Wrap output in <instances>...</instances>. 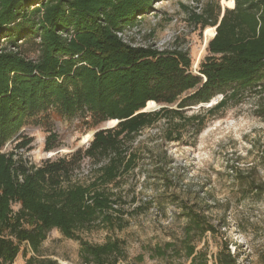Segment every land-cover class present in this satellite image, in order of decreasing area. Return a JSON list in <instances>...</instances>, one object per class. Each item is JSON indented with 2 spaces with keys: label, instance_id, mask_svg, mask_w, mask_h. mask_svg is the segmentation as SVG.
Listing matches in <instances>:
<instances>
[{
  "label": "trees",
  "instance_id": "trees-1",
  "mask_svg": "<svg viewBox=\"0 0 264 264\" xmlns=\"http://www.w3.org/2000/svg\"><path fill=\"white\" fill-rule=\"evenodd\" d=\"M166 1L0 0V264H14L20 253L25 264H58L41 254L52 231L79 242L81 264H131L125 240L108 236L94 244L82 235L124 232L165 197L157 195L160 188L175 199L172 223H185L170 241L148 249L150 259L209 264L199 244L207 234H221L215 201L184 185L186 174L167 147L199 136L206 118L246 103L264 122V0H233L197 74L189 52L175 43L159 49L125 39ZM221 1L179 5L203 31L218 25ZM149 102L164 108L143 112ZM54 114L79 120L86 131L119 123L67 155L33 164L24 156L33 142L24 128H43L45 152H58ZM258 166L264 168V149L246 171L235 167L234 176L247 196L261 199ZM148 189L157 197L143 201ZM213 264L240 263L226 242Z\"/></svg>",
  "mask_w": 264,
  "mask_h": 264
},
{
  "label": "rangeland",
  "instance_id": "rangeland-1",
  "mask_svg": "<svg viewBox=\"0 0 264 264\" xmlns=\"http://www.w3.org/2000/svg\"><path fill=\"white\" fill-rule=\"evenodd\" d=\"M179 3L185 7L193 6L191 0L156 4L155 12L145 16L133 29L127 30L125 39H132L136 45H155L159 49L175 43L189 52L191 72L197 74L199 63L207 55L206 42L208 44L211 39L205 35L206 29L200 31L189 21L186 10ZM220 7H223L221 2ZM194 111L198 112L200 108L195 107ZM53 116L52 128L61 145L57 149L58 155H67L78 149L82 146L83 137L96 131H86L79 120L69 122L55 114ZM24 130L33 139L31 149L24 153L31 163L40 164L50 153H56L45 152L48 133L43 128L28 126ZM155 132L156 129H152L146 133ZM9 145L5 148L9 149ZM167 149L175 168L186 174L184 185H190L196 191L202 188L207 197L215 201L213 221L221 226V234H207L199 244V249L206 251L209 264H213L215 255L226 242L231 253L238 255L240 264H264V195L261 199L247 196L245 188L234 176L235 167L246 171L255 165L258 152L264 149V122L255 116L253 105L246 103L233 107L214 120L206 118L199 136H186L183 143H171ZM257 170L258 176L264 179V168L258 166ZM157 195L165 197L158 198L159 201L154 199L157 196L153 189H148L141 196L143 201L154 199V202L146 214L130 220V226L124 232L113 235L94 231L83 234V239L94 244L104 243L108 236L125 240L131 264H190L184 260L166 262L149 257L150 247L170 241L169 235L179 233L185 223L182 219L172 223L178 214L175 199L163 193V188ZM161 205L166 211L163 218ZM79 247V242L52 231L41 247V254L58 264H81ZM140 255L143 257L141 263L136 259ZM14 264H25L21 253Z\"/></svg>",
  "mask_w": 264,
  "mask_h": 264
},
{
  "label": "bare ground",
  "instance_id": "bare-ground-1",
  "mask_svg": "<svg viewBox=\"0 0 264 264\" xmlns=\"http://www.w3.org/2000/svg\"><path fill=\"white\" fill-rule=\"evenodd\" d=\"M221 4L224 8H229V9H233L235 7V3L233 0H222L221 1ZM205 35L207 37H209L210 39H213L215 37V27H210V28H207L205 30ZM209 41V40H208ZM206 45H207V42H206ZM215 100V99H214ZM214 100L211 102V103H208V105H206V107H210L211 105H213L214 103ZM154 106V103H151L149 102L146 106V108L143 110V111H147L148 109H151L152 107ZM110 125H113L114 122H109ZM92 139V132L86 134L84 137H83V140H82V144L83 143H86L88 141H90ZM52 156V153L49 154V157Z\"/></svg>",
  "mask_w": 264,
  "mask_h": 264
},
{
  "label": "water",
  "instance_id": "water-1",
  "mask_svg": "<svg viewBox=\"0 0 264 264\" xmlns=\"http://www.w3.org/2000/svg\"><path fill=\"white\" fill-rule=\"evenodd\" d=\"M227 9H228V8H227ZM224 12H225V8L222 7V13H221V17H220L219 23H218V25L215 27V35H216V30H217V28H218V26H219V24H220V21H221L223 15H224ZM221 99H222L221 96H220V97H217V98L214 100L213 105H215V104H216L218 101H220ZM211 102H212V101H211ZM211 102H210V103H211ZM151 103H154V106H153L151 109H148L147 111H143V112H154V111H157V110H159V109H161V108H164V106H159V105H157L155 102H151ZM207 105H208V104H207ZM204 106H206V105H200L199 108H203ZM211 106H212V105H211ZM211 106H210V107H211ZM112 122H114L113 125H110V123L108 122V123L104 124L100 129H98V130L92 132V139H93L94 135H95L98 131L114 128V127L119 123L117 120H116V121H112ZM92 139H91V140H92ZM91 140H90V141H91ZM86 144H88V142L83 143V144H81V145L84 146V145H86ZM82 146H81V147H82ZM57 154H58V152H56V153L53 154L52 156L48 157L47 159H49V158H51V157H54V156L57 155Z\"/></svg>",
  "mask_w": 264,
  "mask_h": 264
},
{
  "label": "built area",
  "instance_id": "built-area-1",
  "mask_svg": "<svg viewBox=\"0 0 264 264\" xmlns=\"http://www.w3.org/2000/svg\"><path fill=\"white\" fill-rule=\"evenodd\" d=\"M121 36V35H120Z\"/></svg>",
  "mask_w": 264,
  "mask_h": 264
}]
</instances>
